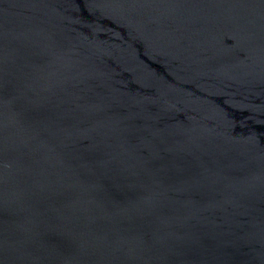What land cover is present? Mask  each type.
<instances>
[{"label": "water", "instance_id": "95a60500", "mask_svg": "<svg viewBox=\"0 0 264 264\" xmlns=\"http://www.w3.org/2000/svg\"><path fill=\"white\" fill-rule=\"evenodd\" d=\"M0 264H264V0H0Z\"/></svg>", "mask_w": 264, "mask_h": 264}]
</instances>
